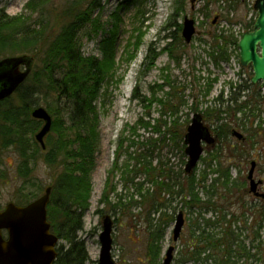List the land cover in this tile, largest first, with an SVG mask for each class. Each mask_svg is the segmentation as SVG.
<instances>
[{
	"label": "rangeland",
	"instance_id": "rangeland-1",
	"mask_svg": "<svg viewBox=\"0 0 264 264\" xmlns=\"http://www.w3.org/2000/svg\"><path fill=\"white\" fill-rule=\"evenodd\" d=\"M144 1V15L135 17L134 8L123 7L127 6L126 0H102L101 9L94 13L92 22L81 29L77 37L84 57L101 58L99 50L101 42L115 32L118 68L112 80L106 79L103 83L99 99L95 103L98 123L95 165L89 177L92 192L90 207L83 216L84 230L79 233L91 258L88 264H99L100 234L103 231L105 216H110L113 221L112 256L116 264H164L171 246L175 247L172 264H176L181 258L185 244L192 237L196 224L199 222L202 227L205 224L200 218L201 213L206 219L218 222V225L212 226L216 234H220L223 228L228 227L230 239L234 238L235 242L242 247L245 246L252 256L248 259L234 254L232 262L264 264V226L262 229L260 227L264 199L250 193L248 180L251 164L256 162L254 177L256 181H263L264 184V89L258 90L255 86L259 83L256 85L252 83L251 70L242 69L236 45L231 44L228 47L229 60L220 64H216L210 55L215 48V36L223 31L240 42L246 30L251 28L245 24L252 23L256 16L253 11L254 3L244 2L242 5L241 0ZM27 3L28 0H0V11L4 10L11 17L23 14L28 16L31 13L26 10ZM55 5L62 6L63 1L56 0ZM230 6H236L232 9L233 16ZM178 8L182 10L175 15ZM217 15L220 16V22L213 27L212 21ZM186 18L196 21L198 35L187 44L183 41L181 32L182 42L181 44L176 42V48L174 47L177 60L162 50L173 42L170 35L173 33L178 35L180 26L184 24ZM32 22H35V17ZM139 28L143 34H139L137 31ZM137 42H140L138 51L134 53V47H131L128 50L130 53L126 55L125 49ZM155 53L159 56L151 63L148 58ZM24 55L32 56L18 53L8 54L6 58ZM215 79L217 81L213 82ZM168 80L172 82L174 88L166 84ZM249 85L251 87L245 91L239 89L240 86ZM235 92L240 96L239 103L246 102L253 95H257L263 102L260 107L250 105L243 112L236 114L229 110L227 121L232 124V135L228 141L237 152H232L231 146L224 143L226 150L219 161L223 163V168L231 170L232 179L236 182V185L230 188L234 195L223 193L222 199L220 195H214L217 211L205 215L204 211L199 212L197 207L190 209L183 196L177 194L179 186H173L183 182L187 176L185 169L189 157L182 148L179 137L174 141L168 129L174 127L176 121L177 134L186 132L196 113L202 114L206 120L203 113L207 109L215 110L221 106L224 108L218 100L222 98L227 102ZM160 100L168 104L164 105ZM38 107L46 109L42 102H39ZM225 107L233 109L235 104L226 103ZM52 118L54 121V116ZM147 123H150L148 128L145 125ZM205 123L212 131L216 129L213 119H207ZM4 124L5 122L0 119V126ZM35 124L37 129L34 137L44 123L35 120ZM234 131L242 133L245 141L234 137ZM250 134L253 135L252 138ZM68 136L73 141L71 133ZM27 138L32 141L33 134H28ZM217 147V143L210 147L205 146V153L196 169L197 176L207 168L203 158H207L209 152L214 153ZM19 164V156L12 147L2 151L0 149L1 209L9 203L20 205L17 202L20 195L32 199L30 202L42 197L48 186L56 184L61 172L45 166L43 160L39 158V161L31 163L34 173L30 175L25 189L20 191L19 187L23 182L17 176ZM116 166L117 169L114 170ZM145 168H157V176H160L158 181L170 184L171 191H166L165 185L163 192H160L157 185L148 181L150 174ZM111 171H114L113 175ZM164 171L169 175H165ZM215 177L217 175L209 172V184ZM108 184H111L114 190L107 191ZM259 189V192L264 194V186ZM106 196L110 200V205L101 203ZM202 197L207 198L204 193ZM180 212L184 213L185 227L179 241L174 242L173 230ZM224 218L225 222L221 226L219 223L223 222ZM158 222L165 226V236L160 243V257L153 263L147 242L152 224ZM216 258L214 255L207 264H217ZM186 264L196 262L192 260Z\"/></svg>",
	"mask_w": 264,
	"mask_h": 264
},
{
	"label": "trees",
	"instance_id": "trees-1",
	"mask_svg": "<svg viewBox=\"0 0 264 264\" xmlns=\"http://www.w3.org/2000/svg\"><path fill=\"white\" fill-rule=\"evenodd\" d=\"M55 1L28 0L26 10L31 13L28 16L23 14L11 17L4 10L0 11V59L6 58L8 54L21 53L31 54L36 61L30 77L20 86L16 94L11 99L0 103V119L5 122L3 126H0V149L2 151L12 147L19 156L20 164L17 176L23 182L19 187L20 191L25 189L29 183L30 175L34 173L31 163L39 161V158L43 160L45 166L54 168L55 171L61 170L58 181L52 186L53 191L48 206V221L51 224V231L62 242L57 249L58 258L55 264H88L91 258L79 233L84 230L83 216L90 207L89 200L92 192L89 177L90 171L95 165L96 126L98 123L95 103L99 99L98 96L105 80H112L113 74L118 69L116 33H111V37L105 38L101 42L99 47L101 58L84 57L77 37L80 30L92 22L94 13L101 9L102 0H60L63 1L62 6H56ZM144 3V0H126L125 5L127 6H123L124 4L122 6L128 9L134 8V16L139 17L145 13ZM235 7L230 6V8ZM180 10L182 8H178L175 15ZM33 17H35L34 23L32 22ZM247 25L248 28L252 27V23ZM140 28L137 31L139 34H143ZM182 28L183 25L180 26L177 36L175 33L170 35L173 42L162 50L177 60L178 57L174 51L176 42L180 44L182 42L180 37ZM231 44L238 48V39L225 34L224 31L215 36V48L210 52V55L216 64L229 60L228 47ZM131 47H134V53L137 52L140 42L134 45L130 44L125 49L126 55L130 53L128 50ZM150 50L152 51V49ZM158 56L159 54L155 53L148 59L154 63ZM215 81L217 80L215 79L213 82ZM119 83L117 82V84ZM166 84L174 88L169 80ZM210 86L211 84L209 89H211ZM249 87L251 85L240 86L239 89L245 91ZM239 97V94L235 92L227 102L220 98L218 101L224 105V108L221 106V108L216 107L215 110L207 109L203 113L206 120L213 119L216 125L215 132H213L217 136L218 147L214 153L209 152V156L203 158L207 168L200 176L195 174L196 168L193 173L187 174L183 182L173 185L179 186L177 194L183 196L184 202L190 209L197 207L199 212L204 211L205 215L208 212L215 213L217 211L214 195H220V199H222L223 193L234 195L230 188L236 185V182L232 179L231 170L223 168V163L219 161L223 151L226 150L224 143L233 148V145H230L228 141L232 135V124L227 121L229 110L236 114L243 112L250 105L255 108L260 107L263 102L257 95H253L246 102L239 103L241 101ZM39 102H42L50 115L54 116L52 131L46 139V149H43L34 137L37 127H35V120L31 117L32 109L38 107ZM160 102L164 105L168 104L162 100ZM226 103L228 105L235 104L234 110L225 107ZM170 107L174 108L171 105ZM175 124L176 121L174 127L169 128L168 132L174 141H176V137H179L183 145L182 148L185 149L183 137L187 130L177 134ZM145 125L148 128L150 123ZM69 133H71L73 141L69 139ZM28 134H33L32 141L27 138ZM250 137L252 138L253 135L250 134ZM231 147L232 152H237V149ZM136 160L139 161L138 158ZM116 169L117 166L114 170ZM145 171L150 174L148 181L157 185L158 190L163 192L166 184L158 181L160 176H157V168H145ZM209 172L217 175L210 184ZM113 173L114 171H111L112 175ZM163 173L169 175L165 171ZM165 188H167L166 191H171L170 184H167ZM108 190L112 191L114 187L111 188V184H108ZM227 190L229 194H227ZM203 193L207 198L203 199ZM31 200L27 196L20 195L17 202L20 205H25L29 204ZM101 203L110 205L108 196L104 197ZM260 216L262 229L264 211L260 213ZM200 218L205 221L204 226L202 227L199 222L196 224L192 237L185 244L181 258L177 260L176 264H186L192 260L196 264H207L214 255L217 257V264H237L238 262H232L234 254L238 257L252 258L245 246L242 247L235 242L234 238L230 239L227 232L228 227L223 228L220 234H216L212 226L218 225V222L206 219L202 213ZM225 219L219 223L221 226ZM164 236L165 226L160 222L152 224L147 245L153 263L157 262L160 257V243Z\"/></svg>",
	"mask_w": 264,
	"mask_h": 264
},
{
	"label": "water",
	"instance_id": "water-1",
	"mask_svg": "<svg viewBox=\"0 0 264 264\" xmlns=\"http://www.w3.org/2000/svg\"><path fill=\"white\" fill-rule=\"evenodd\" d=\"M254 9L258 13L254 30L244 33L239 42L240 63L245 68L252 67L254 73L252 83L254 85L262 83L264 88V0H256ZM195 35H198L195 21L186 18L182 30L183 40L190 44ZM257 48L261 50L260 54L257 53ZM34 63V57L27 55L0 60V102L11 97L27 80ZM22 66L24 70L21 69ZM31 116L44 123L35 138L45 149V138L52 130L53 118L44 107L34 108ZM233 136L240 141H245L244 135L238 131H234ZM184 142L185 153L189 157L185 170L191 174L205 152L204 145L210 147L216 144L217 137L213 136L203 116L196 113L187 128ZM251 166L248 174L250 193L264 199V194L258 191L263 181H256L254 177L256 162H252ZM51 195L52 187L49 186L42 197L27 205L9 203L3 210L0 208V264H55L60 240L51 232V225L48 222L47 209ZM184 226V213L180 212L173 230L174 242H178L181 238ZM112 232L113 221L110 216H105L103 231L100 234L99 264H116L112 256ZM174 252L175 247L171 246L164 264L173 263Z\"/></svg>",
	"mask_w": 264,
	"mask_h": 264
},
{
	"label": "flooded vegetation",
	"instance_id": "flooded-vegetation-1",
	"mask_svg": "<svg viewBox=\"0 0 264 264\" xmlns=\"http://www.w3.org/2000/svg\"><path fill=\"white\" fill-rule=\"evenodd\" d=\"M241 2H242V0H241ZM253 1H250V2H245V3H252ZM242 5H244V2H242L241 3ZM252 7V6H251ZM253 11H254V13L256 14V16H255V18H254V24H255V22H256V19L258 18V14H257V12L254 10V6H253ZM250 21H252V18L250 19ZM219 22H220V16L219 15H217L216 17H215V19L212 21V26L213 27H216L218 24H219ZM254 30V25H253V27H251L250 29H248V30H246L247 32H252ZM260 52H261V50L259 49V48H257V53L258 54H260ZM249 70H251L252 72H253V69H252V67H249L248 68ZM256 88H258V90H262V89H264V88H262V86H261V84H258V85H256L255 86ZM254 87V88H255ZM263 186H264V184L261 186V189L263 188ZM260 190V189H259ZM245 257V256H244Z\"/></svg>",
	"mask_w": 264,
	"mask_h": 264
}]
</instances>
